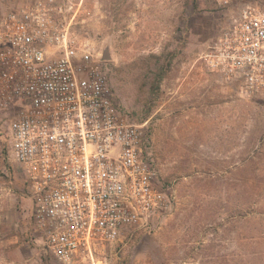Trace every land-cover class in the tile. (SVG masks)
Returning a JSON list of instances; mask_svg holds the SVG:
<instances>
[{
    "label": "rangeland",
    "instance_id": "obj_1",
    "mask_svg": "<svg viewBox=\"0 0 264 264\" xmlns=\"http://www.w3.org/2000/svg\"><path fill=\"white\" fill-rule=\"evenodd\" d=\"M28 1L0 0V18ZM73 1L64 11L73 36L101 59L108 50L117 108L146 122L156 182L172 196L152 232L122 235L74 264H239L237 210L245 184L264 175V94H240L205 64L227 16L210 0ZM11 111L0 110V264H62L32 232L9 149ZM249 156L257 163L243 170Z\"/></svg>",
    "mask_w": 264,
    "mask_h": 264
},
{
    "label": "built area",
    "instance_id": "obj_2",
    "mask_svg": "<svg viewBox=\"0 0 264 264\" xmlns=\"http://www.w3.org/2000/svg\"><path fill=\"white\" fill-rule=\"evenodd\" d=\"M227 16L205 64L240 94H264V0H210ZM73 0H30L0 18V110L42 248L62 264L93 260L122 235L170 214L146 122L122 114L102 59L70 29ZM68 4V5H67ZM67 7V8H66Z\"/></svg>",
    "mask_w": 264,
    "mask_h": 264
},
{
    "label": "trees",
    "instance_id": "obj_3",
    "mask_svg": "<svg viewBox=\"0 0 264 264\" xmlns=\"http://www.w3.org/2000/svg\"><path fill=\"white\" fill-rule=\"evenodd\" d=\"M256 163L253 156L243 159V170ZM251 182L245 184L242 207L237 210V217L241 220L239 264H264V208L258 211L253 205L264 200V175Z\"/></svg>",
    "mask_w": 264,
    "mask_h": 264
},
{
    "label": "water",
    "instance_id": "obj_4",
    "mask_svg": "<svg viewBox=\"0 0 264 264\" xmlns=\"http://www.w3.org/2000/svg\"><path fill=\"white\" fill-rule=\"evenodd\" d=\"M107 58H109V52H108V50L106 49V50H104V52H103L102 59H107Z\"/></svg>",
    "mask_w": 264,
    "mask_h": 264
}]
</instances>
